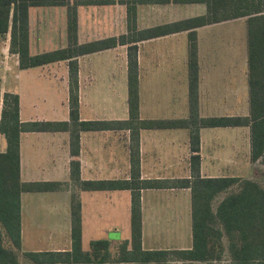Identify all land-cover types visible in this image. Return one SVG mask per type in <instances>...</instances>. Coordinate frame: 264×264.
Masks as SVG:
<instances>
[{"label":"crops","instance_id":"crops-1","mask_svg":"<svg viewBox=\"0 0 264 264\" xmlns=\"http://www.w3.org/2000/svg\"><path fill=\"white\" fill-rule=\"evenodd\" d=\"M205 13L206 7L202 3H136L131 25L134 32H141ZM76 17L79 45L118 37L128 29L126 6L119 3L77 6ZM28 31L30 55L65 48L68 44L66 7H30ZM190 31L196 34L199 117L248 114L246 24L243 18H238L133 42L132 45L136 46L139 120L188 118ZM224 31H228L229 36H223ZM221 35L229 44L226 51L219 48ZM1 39L0 79L4 85L10 74L16 79L29 75L43 77L47 82L36 91L0 88V97L5 92L18 96L20 122H68V61L19 69L17 56L9 53V34ZM127 47L117 46L75 58L79 122L128 120ZM10 57L16 59L13 66L7 64ZM121 127L79 131L74 152L69 131L20 133V182L58 184L48 190L21 192V253L71 249L73 197L80 206L83 251H89L94 241H108L111 252L122 241H130V191L85 190L81 185L82 182L129 179L130 129ZM221 135L232 137V146L227 151L221 145ZM137 136L140 179L190 178L192 153L187 128H138ZM5 150L6 140L0 134V153ZM221 152L230 153L225 156L230 161L226 167L220 164ZM198 155L201 177H240L243 176L239 171L241 168L248 170L244 175H249L253 171L249 128H201ZM73 162L77 165L73 166ZM220 166L227 171L231 169L221 172ZM72 170L78 172L77 180L71 178ZM140 204L141 246L144 250L191 247V195L188 188L143 189ZM111 229L115 234L113 239L108 238Z\"/></svg>","mask_w":264,"mask_h":264},{"label":"trees","instance_id":"trees-1","mask_svg":"<svg viewBox=\"0 0 264 264\" xmlns=\"http://www.w3.org/2000/svg\"><path fill=\"white\" fill-rule=\"evenodd\" d=\"M202 3L206 13L180 22L134 32L136 3ZM123 4L126 6L127 32L118 37L77 44V6ZM65 6L67 11V46L30 55L28 9L30 7ZM245 18L247 42L246 84L248 114L233 117L201 118L197 107V44L194 31L188 33V100L187 119L139 120L136 46L133 42L168 35L195 27ZM9 34V53L17 56L18 68L28 69L67 60L69 67V121L29 122L19 120V100L13 93L0 97V134L6 150L0 153V264H20V194L55 188L58 184L21 183L19 180V136L24 131H69L71 148H77L81 130L130 129V177L128 180L82 182L85 190L130 191V241L119 243L112 258L110 243L91 242L89 251L81 247L80 206L71 202V249L21 253L29 264H180L177 261L221 264L223 238L227 240V264H264V187L251 178L201 177L199 174V130L201 128L248 127L250 162L264 167V0H0V37ZM127 45V88L129 118L123 122H79L78 66L76 57ZM141 129L187 128L189 130L190 178L140 179L138 136ZM133 143V145H132ZM76 152V151H75ZM77 165L76 162L72 163ZM71 178L78 179L72 170ZM236 186L238 189L227 193ZM188 188L191 195V247L184 250H144L141 246V204L143 189ZM224 197L212 209L213 200ZM7 238L11 248L3 245ZM129 246V248H128ZM99 255L98 261L94 257ZM176 262L169 263V258Z\"/></svg>","mask_w":264,"mask_h":264},{"label":"rangeland","instance_id":"rangeland-1","mask_svg":"<svg viewBox=\"0 0 264 264\" xmlns=\"http://www.w3.org/2000/svg\"><path fill=\"white\" fill-rule=\"evenodd\" d=\"M243 19L245 21V18H243ZM240 21H243V20H240ZM223 36H229V32L224 31ZM223 36L221 35L219 37V39H221L219 41V48L221 51H226V50H228L229 44H227L226 40H223ZM0 42H1V44H3V39H1ZM7 64L9 66L15 65L16 59L14 57L8 58ZM46 84H47V82L44 80L43 77H37V76H31V75H29L28 77H21L19 79H16L15 75L10 74V77L8 78L6 85H4L3 79H0V88L5 87L8 91H31V89H34V91H36V90H38V87L39 88L43 87ZM220 137H221V145L223 146V150L225 148V150L227 151L230 148V146H232V137L227 136V135L226 136L221 135ZM229 154L230 153L227 154V152L225 154L223 152H221V154H220L221 166L226 167V164L228 162L230 163V161H228V159H227ZM225 156H227V157L225 158ZM240 162H242V161H240ZM225 167H221V169H220L221 172L226 173V172L230 171L231 168H228V171H227V168H225ZM239 169H237L236 171H238ZM239 171L241 172V174H243V176H240L239 178H251L252 180L258 182L262 187H264V167L260 166L259 164H253V171L249 175H244L245 172H247L246 174H248V170L247 169L245 170V168H241ZM235 177H238V176H235ZM237 189L238 188L236 186H234L231 189H229L227 193L234 192ZM222 197H224V194L217 196L213 200V202H212V209L213 210H215L217 204L220 202ZM112 232H113V229H111V232H109V235H108L109 239L115 238V234H113ZM3 245L6 248H11V244L9 243L7 238H5V237H3ZM223 246H224V252H223L222 258H221V264H227L229 262V260H228V252L226 249L227 248V240L225 237L223 238ZM112 253L113 254H111V256H112V258H114L117 255V249L115 250V252L113 250ZM18 259H19L20 264H29L28 262H26L24 256L21 253L20 254L18 253ZM98 259H99V255L97 257L95 256L94 262L96 263L98 261ZM176 261H177L176 258L171 257L168 259L169 263L176 262ZM177 262H179L180 264H207V263H202V262H189V261H177ZM107 264H112V262H108ZM149 264H154V263H149Z\"/></svg>","mask_w":264,"mask_h":264}]
</instances>
